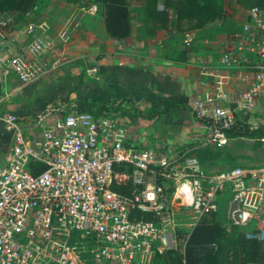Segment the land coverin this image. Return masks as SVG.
<instances>
[{"label":"built area","instance_id":"2783aa9c","mask_svg":"<svg viewBox=\"0 0 264 264\" xmlns=\"http://www.w3.org/2000/svg\"><path fill=\"white\" fill-rule=\"evenodd\" d=\"M245 15L236 48L256 56L248 85L230 94L223 87L228 74L199 65L213 75L210 90L191 102L207 130L203 144L230 139L222 128L236 119L256 124L250 116L264 93V7H246ZM46 28L44 21L25 22L23 52H13L7 10L0 9V69L21 84L38 78L50 45ZM191 40L185 32L182 42ZM236 61L230 51L219 56L225 66ZM58 62L54 57L49 67ZM48 113H37L26 132L15 114L1 117L12 136L0 163V264H87V255L90 264H149L216 211L224 190L230 221L244 226L246 237L264 238V164L205 169L187 149L172 154L126 142L117 112L73 108L45 120ZM241 137L264 147V136Z\"/></svg>","mask_w":264,"mask_h":264},{"label":"crops","instance_id":"0c3cea01","mask_svg":"<svg viewBox=\"0 0 264 264\" xmlns=\"http://www.w3.org/2000/svg\"><path fill=\"white\" fill-rule=\"evenodd\" d=\"M227 1L219 26L207 22L184 31L192 18L176 17L174 8L161 0H129L130 28L123 38L106 33L100 4L94 0H35L28 12L7 10L13 52H23L28 20L47 24L43 35L50 45L41 54V75L31 82L21 84L13 71L0 69V163L12 136V128L1 120L6 113L15 114L26 132L32 118L46 109L45 120H50L102 102L117 105L113 111L125 127L126 142L172 154L203 145L207 130L191 102L210 90L213 75L200 72L199 65L204 62L210 70L228 74L223 87L233 94L248 85L256 60L255 54L236 48L245 7ZM185 32L192 33L189 44L182 42ZM224 51L237 61L222 65L219 56ZM54 57L59 62L50 68ZM260 107L264 109V93L255 98L253 112Z\"/></svg>","mask_w":264,"mask_h":264},{"label":"trees","instance_id":"16d2710c","mask_svg":"<svg viewBox=\"0 0 264 264\" xmlns=\"http://www.w3.org/2000/svg\"><path fill=\"white\" fill-rule=\"evenodd\" d=\"M100 4L103 26L109 36L123 38L129 33V18L127 4L129 0H94ZM164 6L173 7L176 17L192 18L191 26H199L213 17L210 8L214 0H161ZM243 7L257 5L264 7V0H235ZM35 0H0V9L15 10L25 13L34 5ZM190 12L185 14L184 8ZM215 14V13H214ZM215 17V16H214ZM219 17V15H218ZM217 22V20H216ZM116 104L102 102L98 106L78 108L93 114H104L116 109ZM227 137H254L264 136V123L256 122L250 126L246 121L236 122L229 127L222 128ZM260 144L254 140L252 145ZM187 153L194 154L200 162L210 160L219 154L220 147L209 144L185 146ZM242 165V164H239ZM217 212L209 217L201 218L190 230L181 231V243L176 248L165 250L154 255L152 261L162 257L163 264H260L264 260V238L256 240L246 237L234 225L225 228ZM151 261V262H152Z\"/></svg>","mask_w":264,"mask_h":264},{"label":"rangeland","instance_id":"374dc122","mask_svg":"<svg viewBox=\"0 0 264 264\" xmlns=\"http://www.w3.org/2000/svg\"><path fill=\"white\" fill-rule=\"evenodd\" d=\"M227 0H214V3L210 6L213 10V17H211L208 21L210 24H214V26H219L216 22L221 18L224 19L225 16V7H229L227 5ZM185 14H188L190 10L185 7ZM215 13V14H214ZM219 15V17H218ZM215 16V17H214ZM191 28L186 27L184 31H190ZM259 111H254L251 113L250 120H254L256 122H262L264 120V109L260 107ZM253 118V119H252ZM262 120V121H261ZM264 123V121L262 122ZM211 146L220 147L219 154L210 160H206L200 162L205 169L210 170H222L224 168H228L231 166L239 165V164H264V147L260 144L252 145V142H247L243 137H233L227 139L224 143L218 144L217 142H212ZM230 198V194L228 190H224L223 193L217 199V209L214 212H217V217L220 218L222 225L225 228H229L231 225H234L226 214V210L228 209V200ZM242 208L248 209V203H243ZM210 215L206 216L209 217ZM237 227V225H234ZM244 228V226H242ZM238 228V227H237ZM243 228H240L243 230ZM182 233V232H181ZM181 239V237H179ZM162 257L155 258L149 264H163ZM85 260L87 264H90L89 256H85ZM255 264V263H248ZM260 264H264V260L260 262Z\"/></svg>","mask_w":264,"mask_h":264}]
</instances>
